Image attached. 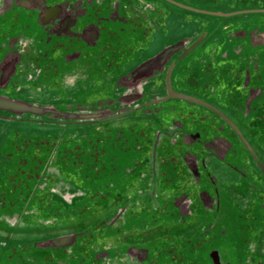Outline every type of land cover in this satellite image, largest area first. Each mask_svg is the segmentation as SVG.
Returning a JSON list of instances; mask_svg holds the SVG:
<instances>
[{"label":"flooded vegetation","instance_id":"obj_1","mask_svg":"<svg viewBox=\"0 0 264 264\" xmlns=\"http://www.w3.org/2000/svg\"><path fill=\"white\" fill-rule=\"evenodd\" d=\"M0 264H264V0H0Z\"/></svg>","mask_w":264,"mask_h":264},{"label":"water","instance_id":"obj_2","mask_svg":"<svg viewBox=\"0 0 264 264\" xmlns=\"http://www.w3.org/2000/svg\"><path fill=\"white\" fill-rule=\"evenodd\" d=\"M1 104H4V107L7 108H13L16 110H20L21 109V105L19 103H17L16 101H12V100H0Z\"/></svg>","mask_w":264,"mask_h":264}]
</instances>
